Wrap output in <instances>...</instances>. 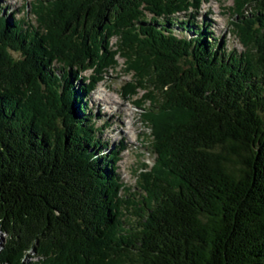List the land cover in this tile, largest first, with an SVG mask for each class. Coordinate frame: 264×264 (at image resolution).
Returning <instances> with one entry per match:
<instances>
[{"label": "trees", "instance_id": "trees-1", "mask_svg": "<svg viewBox=\"0 0 264 264\" xmlns=\"http://www.w3.org/2000/svg\"><path fill=\"white\" fill-rule=\"evenodd\" d=\"M206 1L32 0L34 25L0 16V264H264V0H233L237 54L196 21ZM118 56L156 158L138 194L87 108Z\"/></svg>", "mask_w": 264, "mask_h": 264}, {"label": "rangeland", "instance_id": "rangeland-1", "mask_svg": "<svg viewBox=\"0 0 264 264\" xmlns=\"http://www.w3.org/2000/svg\"><path fill=\"white\" fill-rule=\"evenodd\" d=\"M31 2L32 0H0V16L24 21L26 26L34 25V18L28 12ZM233 3V0H207L195 10L194 17L198 23H207L210 26L211 34L222 42L221 47L225 51L237 54L242 52V48L232 33L235 30L231 14ZM183 19L182 15L176 18L178 22H183ZM175 33L182 37L188 36L178 30ZM116 41V38L112 39L111 45ZM116 61L118 66L114 70L106 71L102 80L93 85L92 91L87 95V108L93 117V123L99 129L96 137L103 143L104 152H110L112 148L116 149L120 145L123 148L122 152H117L116 174L125 188L130 189L129 194H138L137 176L146 166L152 167L156 158L149 145L150 127L142 115L146 105L139 101L144 92L138 90L137 94L132 96L125 91V86L131 83L133 78L125 72L123 59L118 56ZM90 75L97 81L98 77L94 73L86 72L81 76L87 79ZM2 240L3 237L0 242Z\"/></svg>", "mask_w": 264, "mask_h": 264}, {"label": "bare ground", "instance_id": "bare-ground-1", "mask_svg": "<svg viewBox=\"0 0 264 264\" xmlns=\"http://www.w3.org/2000/svg\"><path fill=\"white\" fill-rule=\"evenodd\" d=\"M209 22L211 23V21H210V20H209ZM100 96H101V95H100ZM102 99H103V98H102ZM104 100H105V98H104ZM104 100H102V101H104ZM102 101H101V102H102ZM105 104H106V103H105ZM96 106H97V105H96ZM97 108H99V106H97ZM134 126H135V125H134Z\"/></svg>", "mask_w": 264, "mask_h": 264}]
</instances>
